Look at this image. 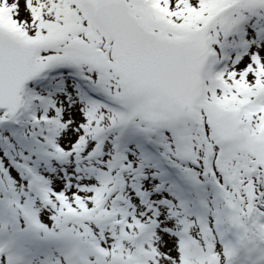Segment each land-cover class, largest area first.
Here are the masks:
<instances>
[{
    "label": "snow or ice",
    "instance_id": "snow-or-ice-1",
    "mask_svg": "<svg viewBox=\"0 0 264 264\" xmlns=\"http://www.w3.org/2000/svg\"><path fill=\"white\" fill-rule=\"evenodd\" d=\"M0 264H264V0H0Z\"/></svg>",
    "mask_w": 264,
    "mask_h": 264
}]
</instances>
